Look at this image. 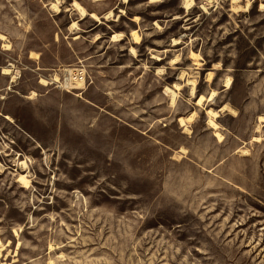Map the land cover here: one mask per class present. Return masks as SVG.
I'll list each match as a JSON object with an SVG mask.
<instances>
[{
	"label": "rangeland",
	"instance_id": "obj_1",
	"mask_svg": "<svg viewBox=\"0 0 264 264\" xmlns=\"http://www.w3.org/2000/svg\"><path fill=\"white\" fill-rule=\"evenodd\" d=\"M187 1L0 0V264H264V0Z\"/></svg>",
	"mask_w": 264,
	"mask_h": 264
},
{
	"label": "bare ground",
	"instance_id": "obj_2",
	"mask_svg": "<svg viewBox=\"0 0 264 264\" xmlns=\"http://www.w3.org/2000/svg\"><path fill=\"white\" fill-rule=\"evenodd\" d=\"M52 3V2H51ZM189 3H188V1L186 0V3H185V5L187 6ZM52 5V7H55L56 9H57V7L55 6V4H51ZM49 6V5H48ZM75 6L77 7V10L79 11V13H80V15H81V17H84L85 15H86V11H85V9L81 6V5H79L77 2L75 3ZM50 8V7H49ZM55 10V9H54ZM112 11H109V12H107L105 15H104V18L105 19H107V18H109L111 15H112V13H111ZM91 18H93L96 22H99V23H101V20H100V18H99V16H97L95 13H92L91 15ZM72 25H74V23L72 24ZM3 39H5V36L3 35V34H1L0 33V40H3ZM120 38H118V35L116 34V35H113V36H111V41H117V40H119ZM2 46H4L5 47V49H8L9 48V44L8 43H3V45ZM85 72H86V70H85V68L84 67H82V68H80V69H76V68H70V69H68V71L66 72V76L63 78V82L65 83V84H69V83H74V84H81V85H83V84H85L87 81H86V75H85ZM2 73L4 74V75H7V74H9L10 73V70L7 68V69H3L2 70ZM15 76V75H14ZM13 77V76H12ZM12 79V78H11ZM10 79V81H13V79L11 80ZM48 81H47V84L48 83H56L57 82V80H52V79H47ZM229 80L230 79H227L226 80V84H225V86L226 87H229ZM192 81V80H191ZM59 84H60V82H59ZM192 85H191V92L193 93V90H194V82H192L191 83ZM60 86V85H59ZM174 87L175 88H178V85L177 84H174ZM165 92L166 93H168L169 94V96H170V102H171V106H173L174 105V103H175V100H176V93H175V91L174 90H172L171 88H169V87H166L165 88ZM31 96H29V98H32L34 95H36V93H35V91H32L31 92V94H30ZM214 95V92H211L210 93V95H209V97H207V99H210V98H212V96ZM168 96V95H167ZM201 101H202V97H199L198 99H197V104H199V103H201ZM225 106H223L222 108H224ZM207 114H208V124H209V126L211 127V128H213L214 130H215V135L217 136V138H218V140H220L221 138H222V135L218 132V131H216V129H217V124L214 122V118L215 117H217V112L216 111H214V110H211V109H208L207 111ZM194 114L195 113H192L190 116H189V119H193V117H194ZM7 120H9V121H11V118L9 117V116H4ZM262 120H264V119H262ZM179 122H180V125L181 126H185L186 124H185V121H184V118H179ZM188 124V123H187ZM261 124V123H260ZM260 124H258L257 126H256V128L257 129H259L260 128ZM253 140H256V141H259L260 140V137L259 136H255L254 138H253ZM243 151H246V150H243ZM242 151V152H243ZM18 181H20L21 183H25L26 182V179H25V176L24 175H22V174H20L19 175V177H18ZM49 264H52V262L50 261L49 262Z\"/></svg>",
	"mask_w": 264,
	"mask_h": 264
},
{
	"label": "crops",
	"instance_id": "obj_3",
	"mask_svg": "<svg viewBox=\"0 0 264 264\" xmlns=\"http://www.w3.org/2000/svg\"><path fill=\"white\" fill-rule=\"evenodd\" d=\"M86 14H89V16H90L92 13H87V12H86ZM96 15H97V14H96ZM85 16H86V15H85ZM97 16H98V15H97ZM90 17H91V16H90ZM92 19H93V18H92ZM93 20H94V19H93ZM117 41H118V40H117Z\"/></svg>",
	"mask_w": 264,
	"mask_h": 264
}]
</instances>
